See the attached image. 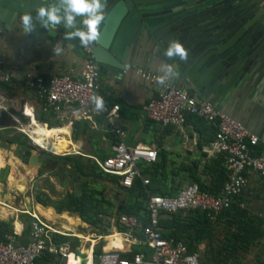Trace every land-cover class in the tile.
Segmentation results:
<instances>
[{
    "label": "built area",
    "instance_id": "2783aa9c",
    "mask_svg": "<svg viewBox=\"0 0 264 264\" xmlns=\"http://www.w3.org/2000/svg\"><path fill=\"white\" fill-rule=\"evenodd\" d=\"M94 45L95 43L82 49L85 63L78 76H38L30 80L29 88L40 101L41 110L52 114L55 122L96 121L103 118L115 139L112 155L103 159L93 157V160L103 172L120 176L125 187H132L136 180L147 186L150 181L141 164L156 162L158 151L145 144L127 143V132L119 121L120 105L109 104L106 95L101 93V70L94 61ZM136 72L142 79L159 88L158 96L143 106L149 119L163 127L182 126L192 116L215 126V137L208 142L204 151L214 157L223 156L228 179L217 195L202 190L198 183L187 184L171 196L148 192L146 224L133 214H120L117 222H113L115 227L110 235H121L126 243L123 248L106 249L105 242L97 253L96 246L102 240L106 241V235H89L92 240L87 243L92 249V264H202L200 255L190 252L186 243L163 234L160 216L162 213L200 210L211 221L215 220L242 193L249 182L250 173L264 178V149H261V140L242 122L217 110L210 101L199 100L170 81L160 86L155 82L156 74L146 70L139 68ZM10 81V73L3 70L0 62V93ZM94 95H99L104 101V108L100 111L94 108L91 99ZM43 123L50 126L47 122ZM23 212L31 216L29 241L21 242L19 237L22 234H18L16 229L7 235L6 241H0V264H70V256H76L75 250L78 247L71 246L70 240L65 243L57 242L55 235L72 234L65 233L68 231L63 228L64 231L53 227L52 221L36 212ZM24 229L20 232H24ZM140 247H147V250ZM47 254L51 255L50 260L38 261Z\"/></svg>",
    "mask_w": 264,
    "mask_h": 264
},
{
    "label": "crops",
    "instance_id": "0c3cea01",
    "mask_svg": "<svg viewBox=\"0 0 264 264\" xmlns=\"http://www.w3.org/2000/svg\"><path fill=\"white\" fill-rule=\"evenodd\" d=\"M57 40L60 39L46 34L25 35L21 32L18 22L9 28L4 27L0 22V62L3 70L11 75V81L4 85L1 93H20L24 88V94L29 96L24 99V104L35 112L36 108L41 109V103L29 88L31 79L38 76L49 78L66 74L78 76L85 63L83 50L77 51L71 44L61 40L64 51L60 56L54 57L51 49ZM249 42L248 40L238 43L236 49H233V55L222 57L220 54L217 55L219 51L213 50L188 67H181L175 62L178 75L170 82L199 100L210 101L220 112L242 122L250 132L260 138L261 149H264V58L259 57ZM161 61L168 59L153 40L148 38L136 41L124 57V72L114 70L101 72V93L106 95L109 104L120 105L119 121L127 132L128 144H145L158 152H163L166 158L165 171L168 174L180 173L178 176H182L183 173L187 174L191 170L189 166L193 167L196 164V168L191 171L202 173L205 164L215 158L204 151L208 142L215 137V126L200 121L197 117H189L182 126L163 127L149 119L144 112V104L158 96L159 88L142 79L136 70L140 68L157 75V66ZM80 121L91 122L89 124H92V128L102 133V139L107 141L104 144L107 149L106 155H112L113 135L108 130L106 121L103 118H98L96 121ZM67 124L72 127L70 136L66 137H71L77 148L66 145L61 147L62 153L81 151V145L72 136L73 123L67 120L60 126ZM176 177H173L174 180ZM248 177L247 186L235 198L233 204L235 209L243 210L248 218H253L252 214L262 215L264 199L256 198L253 194L260 191L264 194V178L256 173H250ZM169 188V185H153L149 192L162 195L159 192H167ZM182 188L173 185V194H177ZM244 194L247 195L245 198L242 197ZM258 205L261 206L260 209L254 207ZM37 208L34 207L31 211L50 221L56 218L54 214L43 210L44 207L41 205ZM226 214L224 212L219 214L211 224ZM235 215H231L230 219L237 220ZM246 221L250 223L249 220ZM222 223L223 221H220L218 227H221ZM85 224L88 227L89 224ZM23 229L24 226L21 224L20 231ZM20 231L17 233L22 234L23 232Z\"/></svg>",
    "mask_w": 264,
    "mask_h": 264
},
{
    "label": "rangeland",
    "instance_id": "374dc122",
    "mask_svg": "<svg viewBox=\"0 0 264 264\" xmlns=\"http://www.w3.org/2000/svg\"><path fill=\"white\" fill-rule=\"evenodd\" d=\"M28 97L24 94V88L20 90V93L5 92L0 94V220L10 223V230L14 231L16 229L19 232L21 224L24 228L27 225V218L24 216L23 211L36 208L38 205L52 207L57 215L56 218L51 220L53 227L68 231L65 233L74 236L70 239L71 246L80 247V254L70 256V264H78L79 261L82 262L83 260L89 261L92 249L87 242L92 240L89 236L91 233L106 235V241L102 240L101 244L96 246V250L105 242L106 249L123 248L126 245L123 237L117 233L110 235L114 231L113 222H117L119 210L131 204L138 205L139 203L140 206H145V199L131 191L120 188L111 175L103 174L94 165L93 157L100 158L107 154V149L104 147L107 141L102 139V133L92 128V124L89 125V129L85 133H80L77 139L82 147L81 151L78 152L83 155L73 153V151L72 154L75 155L55 156L58 148L73 145L68 140L59 147L56 144H49L47 147L52 149V152L36 145L28 134L21 131L25 123L26 125L29 124V120L22 115V111L27 107L24 104V99ZM40 111L39 108H36L34 114L37 121L43 123L39 119L41 116ZM57 123L54 122L52 125H61L62 122ZM10 139H15V142L10 143ZM73 146L77 148L75 142ZM25 148H28L31 155L34 153L41 155L45 151L53 154L54 157L45 160L43 164L34 165L30 162L31 155L28 159L23 158ZM77 159L80 165L76 164ZM204 172L203 170L200 173L202 177H205ZM190 182H192L191 178L183 173L182 176L175 178L174 185L175 187L177 185V188H182ZM86 186L104 189L105 196L110 202L108 205L109 213L103 215L105 221L98 227L91 225L87 227L86 222L83 223L76 214L68 211L58 213L55 209L65 199L67 193L78 194ZM253 195L256 198L264 199V194L261 191L255 192ZM37 196H40L47 206L37 202ZM246 196L244 194L242 197L245 198ZM254 207L260 209L261 206ZM262 209V215L255 213L252 214L253 218H248V215L242 216V218L236 216L237 220L230 219L231 214L227 213L217 218L209 227L211 231L209 237L202 241L191 240L188 237L184 239L191 249L196 248L202 264H264L263 205ZM61 214H67L76 219L74 222L71 221L72 226H70V229L67 226L64 227V225H68V222L59 217ZM246 220H249L250 223L247 221L244 224L243 222ZM220 221H223V225L218 227ZM109 223L110 226L106 231L105 226ZM239 226L248 231L247 234L252 240L247 247L242 246L245 243L244 241L242 243L237 239ZM76 233L82 236H75ZM117 239L118 245L113 244ZM140 248L147 250V247Z\"/></svg>",
    "mask_w": 264,
    "mask_h": 264
},
{
    "label": "water",
    "instance_id": "95a60500",
    "mask_svg": "<svg viewBox=\"0 0 264 264\" xmlns=\"http://www.w3.org/2000/svg\"><path fill=\"white\" fill-rule=\"evenodd\" d=\"M235 1L108 0L94 45V61L101 72H124V57L132 45L148 38L162 53L169 41L179 40L187 53L185 60L174 61L181 67L191 66L213 50L219 51L218 56L233 55L237 44L248 40L259 57L264 58V0ZM39 3L40 0H0V22L9 28L19 23L21 13L33 12ZM32 33L62 40L63 29L58 27L55 32H48L37 24ZM63 42L77 51L84 48L78 39ZM53 157L43 151L41 155L32 154L30 162L43 164ZM80 253L79 248L75 250L76 255ZM81 264L88 262L83 260Z\"/></svg>",
    "mask_w": 264,
    "mask_h": 264
},
{
    "label": "trees",
    "instance_id": "16d2710c",
    "mask_svg": "<svg viewBox=\"0 0 264 264\" xmlns=\"http://www.w3.org/2000/svg\"><path fill=\"white\" fill-rule=\"evenodd\" d=\"M41 110V109H40ZM40 121L49 123L50 126H53L52 124L55 122L53 120V115L40 111ZM192 117V116H189ZM188 117V118H189ZM199 119V118H198ZM202 121L201 119H199ZM57 123V122H55ZM73 132L72 136L73 139L77 140L80 133H85L89 129V122L88 121H76L73 122ZM58 124V123H57ZM56 124V125H57ZM60 126V125H59ZM113 135V134H112ZM113 142L115 141L114 136H112ZM10 143H14L15 139H10ZM263 149V148H262ZM31 155V152L28 150V148H25L23 158L28 159ZM75 155V154H67ZM66 155V156H67ZM60 156V155H55ZM62 156V155H61ZM107 155H104L100 158H106ZM76 164L80 165L79 160H76ZM166 164V158L163 152H158V159L154 163H144L141 164L144 170V174L149 178V185L144 186L140 180H136L134 185L130 188L125 187L121 183V177L113 174H107L103 172L96 163L94 165L101 171L103 174L111 175L114 179V182L119 185L120 188L124 190H128L129 192H133L137 196H140L141 198H144L145 200V206H140L141 204H131L121 210L118 211L120 214H133L141 218L144 224L148 222L147 219V209H146V200L148 196V192L151 191V188L153 185H159V186H166L169 185L170 188L167 192H159L160 194L164 196H171L174 195L173 185H174V178L175 176L180 175V173H173L168 174L165 169ZM197 164L193 167L189 166V169H195ZM189 170V172L186 174L189 178H191L190 183H198L202 190L210 192L212 194H219L221 190L223 189V186L225 182L228 179V171L226 168L225 160L223 156H217L213 158L209 163L205 164L204 169V176L200 173L194 172ZM173 175V176H171ZM189 183V184H190ZM37 202L41 203L44 206H47V204L42 200L40 196H37ZM110 202L108 201L107 197L105 196V190L94 187V186H86L80 192L77 193H67L65 196V199H63L58 206H56V211L58 213H62L64 211H68L71 213H74L78 215L82 221L88 223L91 226L98 227L101 224L104 223L105 218L103 215L108 214V205ZM235 205L233 204L228 210H226L224 213H229L231 215H236L237 217L245 216V211L240 210L238 208L235 209ZM27 218V225L24 229V232L19 237L20 241L23 243H28L29 241V233H30V220L31 216L28 214H24ZM247 221H244L245 224ZM109 225L105 226L106 231L109 228ZM160 226L163 228V234L166 237H173L176 240H181L184 243L187 244L190 252H196V248L191 249L189 244L185 241V237H188L191 240L196 241H202L206 237H209L211 235V231L209 230V227L212 226L211 220L206 216V214L200 210H182L178 211L172 214L168 213H162L160 216ZM10 223L4 222L0 220V241H6V236L9 234H12L13 231L10 230ZM240 229H238V237L239 241L243 243L242 246L247 247L252 240L249 238V235L247 234L248 231L242 226H239ZM107 234V233H105ZM139 234V233H138ZM72 236L67 235H55V240L59 243H65L71 239ZM101 251V246L99 249L96 250V252ZM199 254V253H198ZM51 255L47 254L44 258L39 259V262H42L44 260H50Z\"/></svg>",
    "mask_w": 264,
    "mask_h": 264
},
{
    "label": "clouds",
    "instance_id": "9594fccd",
    "mask_svg": "<svg viewBox=\"0 0 264 264\" xmlns=\"http://www.w3.org/2000/svg\"><path fill=\"white\" fill-rule=\"evenodd\" d=\"M108 0H40L33 7V12H24L19 16V26L25 35L36 30L38 24L48 32H55L57 28L63 29L62 40L72 41L78 39L81 46L87 47L95 43L100 35ZM64 51L61 40H57L51 52L54 57L60 56ZM163 55L168 61H161L157 66L156 84L164 86L173 77L178 75L175 60H185L186 50L179 40H171L164 49ZM94 108L100 111L104 108V101L99 95L92 98Z\"/></svg>",
    "mask_w": 264,
    "mask_h": 264
},
{
    "label": "bare ground",
    "instance_id": "6f19581e",
    "mask_svg": "<svg viewBox=\"0 0 264 264\" xmlns=\"http://www.w3.org/2000/svg\"><path fill=\"white\" fill-rule=\"evenodd\" d=\"M23 115L27 116V118L29 120V124L26 125V123H25V126L21 129V131L28 134L29 137L33 140V142L36 145H38L39 147H41L43 149L50 150V152H52V149H49L47 147L49 144H54V145L56 144L59 147L61 144H63V142H65V141L67 142V140H68L69 143L74 145V141L71 139V137L70 138L66 137L67 135L70 136V134H71V127L72 126H70V124L63 125V126H59V125L47 126L44 123H40L37 121L33 109L29 106L25 107V109L23 111ZM73 121L74 120H71V122H73ZM74 147L76 148V146H74ZM62 152H63L62 149L58 148L56 155L57 154H67V153H62ZM0 154H1V152H0ZM43 210H45V211L47 210L49 213L54 214L55 217L57 216L55 211L50 207H44ZM59 217L68 222V225H64V227L65 226L70 227L71 223H72L71 221L74 222L76 220L67 214H61ZM74 235L75 236H82L81 234L78 235L77 233ZM113 244L118 245V239ZM88 264H92V254L89 256Z\"/></svg>",
    "mask_w": 264,
    "mask_h": 264
}]
</instances>
